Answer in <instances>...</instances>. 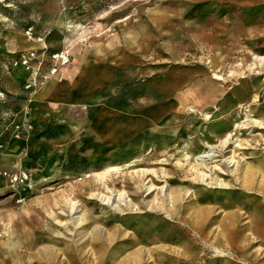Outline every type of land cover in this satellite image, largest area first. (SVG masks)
I'll use <instances>...</instances> for the list:
<instances>
[{
	"label": "rangeland",
	"instance_id": "obj_1",
	"mask_svg": "<svg viewBox=\"0 0 264 264\" xmlns=\"http://www.w3.org/2000/svg\"><path fill=\"white\" fill-rule=\"evenodd\" d=\"M189 24L198 30L186 28ZM213 27L217 31L212 30ZM80 35L83 39L79 38ZM127 35L134 38L133 43H125ZM263 37L264 0H185L174 3H170V0H0V233L9 229L10 234L18 238L24 251L28 239L34 234L46 238L52 227H58L60 232L67 234L63 228H68L70 224L68 222L64 225L66 220L58 216L60 210L64 209L65 199L79 201L93 213L102 211L99 202L90 203L87 200L99 187L91 174L100 170L99 167L96 170L86 168L87 163L92 160V156L116 153L118 157L111 164L123 166L128 160L125 154L132 151L126 142L132 138L118 142L112 141L113 138L104 149L99 148L102 137L94 139L98 134L93 131L97 121L101 120V109L87 108L93 106L89 97H94H86L80 91L82 87L75 84L74 79L85 71L93 70L96 67L94 62L97 61L95 51L106 49L109 44L119 51H116L117 55L137 60L133 64L128 62L120 72L129 77L134 75L133 86L144 89H155L156 83L151 79L157 76H150L153 73L164 74L170 68L157 66L158 57L165 61L169 55H173V63H184L175 72V76L182 79L196 72L195 63L199 60L203 64L217 53L221 61L217 74L223 77L224 85L222 82L217 83L214 86L218 89H214L208 81H202L199 87L198 84L194 85L176 97H196L212 87L215 95L195 104L202 115L195 113L185 116L176 108L167 111L165 99L161 102L164 107H157L165 109L159 115L160 118L167 116L175 122H181L172 125L177 128L179 144L170 142L167 139L168 131L159 128L153 134L164 142L161 147H152L156 140L153 137V140L150 138L144 143L138 153L143 160H148L140 163L136 169L153 170L161 177L154 183L156 189L153 195L158 196L162 186L163 191L178 187L206 190L207 187L201 182L197 184L196 181V186L189 185L194 182L191 177L175 179L172 168L178 160L183 161V150L193 152L189 160L194 162L200 155L198 148L202 142L207 143L210 130L217 128L215 123L220 126L224 124L223 129L229 128L232 122L239 125L236 136L229 132L230 129L226 130L231 142L237 139L241 144V148L235 150V160H238L239 167L262 158L264 145L257 134L264 136V131L242 129L245 127L243 114L247 105H251L255 118L262 114L264 90L259 91L257 87L264 77L238 79L232 72H238L239 68L242 71L246 69L247 51L258 56L264 55ZM248 39L252 41L247 42ZM104 72L113 74V77L115 75L111 67L100 70V73ZM207 72L206 70L205 73ZM207 76L211 78L212 74L208 73ZM246 82L249 86L247 104L234 112L232 102L225 111L226 99L232 97L236 100L235 94L242 93ZM116 88L123 92L124 83L119 81ZM110 94L113 93L110 91ZM110 94L101 99L100 105L103 108L114 102L113 99L107 102ZM255 94L257 102H253ZM123 99L122 96L121 100ZM139 103L142 110L134 115L125 112L129 105L121 103L123 110H115L113 117L104 116L107 119L104 123H115L119 114L140 121L149 117L157 105L153 101H144L143 98H137L135 106ZM189 103L193 105L192 101ZM173 111L182 116L176 118L171 115ZM203 115H207L209 119L205 120ZM159 117L155 115L157 121ZM111 118L115 120L111 122ZM62 120L71 127L79 124L82 126L80 131L72 132L64 143L56 138L64 126L60 125ZM39 123L42 124L41 133L47 137V142L32 157L27 153V146L23 142L28 140L29 134ZM111 129L108 124V130ZM182 134L185 135L183 139ZM90 139L95 144L86 148ZM220 143L210 142L209 145L220 147ZM152 149L153 153L148 155ZM220 149H214L210 153L215 156L212 159L215 162L206 161L203 164L207 168L204 169L213 178L215 174L213 168H210L213 165L222 167L227 173L232 171L220 178L237 189L238 182L233 181L232 177L239 172L231 164L224 165L232 155L230 151L233 148L229 146L223 152ZM4 172L11 177L16 176L17 181L11 182L9 178L3 177ZM163 173L168 176L162 178ZM88 175L90 176L87 177ZM46 176L48 180L40 183ZM148 180L144 181L143 187ZM110 188L125 190L135 204L150 199L145 198L146 193L143 197L139 194L138 197L134 196L133 185L126 187L121 184ZM254 198L262 201V195L257 192L254 193ZM191 200V197H185L183 204ZM113 209H104L106 214L103 217L111 219L114 213H118ZM125 213L129 212L124 211L123 214ZM128 216L124 215V220L120 219L118 224ZM55 219L63 223H56ZM246 221L248 219L241 218V225ZM174 222L179 228L183 227L180 222ZM73 234L74 232L71 233ZM191 235L199 238L196 233ZM199 247L201 249L204 246L199 244ZM147 248L149 247L146 246L145 249ZM84 261L79 264H91L92 258L87 256Z\"/></svg>",
	"mask_w": 264,
	"mask_h": 264
},
{
	"label": "bare ground",
	"instance_id": "obj_2",
	"mask_svg": "<svg viewBox=\"0 0 264 264\" xmlns=\"http://www.w3.org/2000/svg\"><path fill=\"white\" fill-rule=\"evenodd\" d=\"M174 2H185V0H170V3ZM185 27L198 30L191 24ZM212 30L217 31L214 27ZM202 31L204 30L202 29ZM80 36L79 38L83 39V36ZM246 41L251 42L252 40ZM133 42L134 38L129 35L125 37L126 44ZM116 51L118 50H115L112 44L107 45L106 49L96 50L94 53L97 59L94 62L96 67L81 73L74 79L75 84L82 87L80 91L85 93L86 97L89 95L94 97L93 99L89 97L93 106H87V108L98 107L101 109L99 111L101 120L97 121V126L94 127L93 131L98 134L94 139L102 137V140H99V148L104 149L108 144L107 142L113 138L112 141L117 142L132 138L126 142L127 147L132 151L125 154L128 160L124 162L123 166L111 164L118 157L116 153H102L96 157L92 156V160L87 163L86 168L88 169L100 168L99 171H94L91 174L94 182L97 183L96 186H99L98 190L91 193L87 200L90 203L99 202L102 211L93 213L79 201L65 199L64 209L60 210L58 216L66 220L64 225L69 222L70 226L63 228L67 234L60 232L58 227H52L46 238H40L36 234L32 235L28 239L26 249L22 251L23 246H21L18 238L10 234L8 229L6 232L0 233V264H79L87 256L92 258L91 264H264V256H262L264 253V156L256 162L246 163L242 167L238 166V160H235V150L241 148V144L238 143L237 139L231 142L228 133H226V130L230 129L229 132L235 135L239 128L238 124L232 122L229 128L223 129L224 124L220 126V124L215 123L217 128L210 130L208 141L207 143L202 142L198 148L200 155L194 159V162L189 160V156L193 152L183 150L181 155L183 161L178 160L173 165L175 179L191 177L194 182L189 185L196 186V181L197 184L204 183L207 187L205 191L203 189L197 190V188L191 190L188 187L171 188L163 191L164 186H162L158 196L157 194L153 195L156 189L154 183L161 177L157 176L153 170L136 169L140 163L148 160H143L142 155H138V153L148 139L153 140V137H156L153 134L155 129L167 130V139L170 142L180 143L176 134L177 128L172 127V125L179 124L181 121L175 122L167 116L159 117L165 109L157 107L163 106L161 102L164 99L166 100L164 105L168 108L167 111L176 108V110L182 111L185 116L195 113L202 115L195 104H200L214 96L212 87L192 98H176L177 95L194 85L198 84L197 87H199L202 81H208L214 89H218L214 86L217 83L225 84L223 77L217 74L221 64L218 54L216 53L212 59L206 60L203 64L199 60L195 63L197 68L194 71L196 72L188 74L194 76H185L183 79L176 77L175 72L180 66L185 65L184 63H173L175 61L173 55H169L165 61L156 57L157 66H170V68L164 74L153 73L150 76H157V78L151 79L156 83L154 86H157L152 90L150 87L144 89L133 86L134 75L129 77L120 72L125 65H128V62L133 64L137 60H130L120 54L117 55ZM245 61L247 63L244 71L239 68L238 72H232L235 77L238 79L264 77V55L258 56L249 50ZM107 67L113 69L114 77L110 73L109 75L106 72L100 73V70ZM170 70H172L171 73H167ZM206 70L207 73H205ZM208 73L212 74L211 78L207 76ZM160 75L163 77H159ZM119 81L124 83L123 92H119L116 88ZM257 88L259 91L264 90V80L259 83ZM110 91L113 94H110ZM109 94L110 99H107V102L112 99L114 102H111L110 105L104 104L105 107L103 108L100 105L101 99ZM248 94L249 86L246 82L242 93L237 92L235 94L236 100L232 97L226 99L225 111L229 109V104L232 102L234 112L247 104ZM122 96L123 101L129 105L125 111L127 113L134 115L142 110L140 103L135 106L137 98L155 102L157 104L155 111L140 121L129 118L131 116L126 117L123 114V117L119 114L115 123L113 122L115 119L111 118L113 123L108 124L110 129L112 127L113 129L108 130L107 122L104 123V120L107 119L104 116L113 117L116 113L115 110H123L120 106L124 104L121 100ZM190 101L193 102V105H190ZM253 102H257V94L254 95ZM252 113L249 104L244 109L243 122L245 127L242 130L254 128L264 131V105L260 117L255 118ZM172 114L176 118L182 116L175 111ZM155 115L159 117V121L155 119ZM204 119L208 120L209 117L205 115ZM60 125L64 126L56 138L63 143L69 139L72 132L82 129L80 124L77 127H71L63 120L60 121ZM152 125L155 127H151ZM42 129V124H37L33 132L29 134L28 140L23 142L27 146V153H30L32 157L36 156L41 151V146L47 142V137L41 133ZM184 136L182 134L181 139ZM257 136L260 137L264 145V136L261 134H257ZM159 139L160 137H156L152 144L153 148L161 147L164 143ZM210 142H221V146L209 145ZM94 144L95 142L90 139L87 141L86 148H90ZM229 146L233 148L230 151L232 155L224 165L229 166L231 164V167L239 172L234 177L231 175L232 180L238 182L239 187L237 189L232 187L231 183L220 178L221 175L226 176L232 171L227 173L222 167L213 165L210 167L213 168L215 174L213 178L204 169L207 168V165L203 164L206 161H213L215 156L210 153L214 149L221 148L220 152H223ZM152 153L153 149L148 155ZM261 153L264 155V148ZM55 166L53 165V167ZM167 176L166 173L162 174V178ZM146 179H149L148 183L143 187ZM47 180L46 176L40 180V183ZM186 181H182V183ZM121 184L126 187L133 185L135 187L134 196L138 197L139 194L143 197L146 193L145 198L149 197L150 199L135 204L125 190L110 188V186L116 187ZM255 192L262 195V201H257L254 198ZM185 197L187 199L191 197L192 200L183 204ZM106 208H114L113 210L118 213H114L115 215L111 219L104 218L103 215L106 214L104 209ZM243 210L244 212H242ZM124 211L129 213L123 214ZM124 215L129 216L125 217V221L118 224L122 219L124 220ZM241 218L242 220L248 219L243 226L241 225ZM175 220L180 222L183 227L179 228L178 224L174 222ZM55 222L63 223L57 219ZM72 232H74L73 235H71ZM191 233H196L199 238L192 236ZM118 241L120 244H117ZM199 244L204 247L200 249ZM254 244L257 246L255 249ZM146 246L149 248L145 249Z\"/></svg>",
	"mask_w": 264,
	"mask_h": 264
},
{
	"label": "built area",
	"instance_id": "obj_3",
	"mask_svg": "<svg viewBox=\"0 0 264 264\" xmlns=\"http://www.w3.org/2000/svg\"><path fill=\"white\" fill-rule=\"evenodd\" d=\"M3 177L9 178L11 182H16L17 181L16 176L11 177L7 172L3 173Z\"/></svg>",
	"mask_w": 264,
	"mask_h": 264
}]
</instances>
